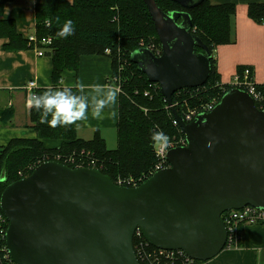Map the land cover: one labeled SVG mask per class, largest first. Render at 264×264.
Instances as JSON below:
<instances>
[{
  "label": "water",
  "instance_id": "1",
  "mask_svg": "<svg viewBox=\"0 0 264 264\" xmlns=\"http://www.w3.org/2000/svg\"><path fill=\"white\" fill-rule=\"evenodd\" d=\"M186 9L204 0H171ZM161 54H131L172 106L180 90L203 87L212 53L193 31L188 11H165L144 0ZM200 48L201 51H197ZM187 145L171 148V166L127 187L95 167L40 163L1 195L9 221L7 246L17 264H139L133 236L140 228L153 245L182 249L199 261L226 246L222 213L264 208V109L243 89L226 91L209 112L186 123L172 107Z\"/></svg>",
  "mask_w": 264,
  "mask_h": 264
},
{
  "label": "trees",
  "instance_id": "2",
  "mask_svg": "<svg viewBox=\"0 0 264 264\" xmlns=\"http://www.w3.org/2000/svg\"><path fill=\"white\" fill-rule=\"evenodd\" d=\"M11 1L13 0H0V38L7 39L3 44L4 50L19 51L41 46L38 42L33 45L28 36L17 30L15 19L3 17L5 5ZM156 1L165 11H188L192 17L193 31L212 53V70L208 82L203 87L185 89L181 92L182 95L176 93L173 96V101L177 103L175 112L183 115L187 105L194 107L209 101L213 96H222L233 88L231 83L222 82L213 52L217 46L232 42L231 22L236 5H214L209 0H204L199 6L186 9L171 0ZM34 10L33 33L38 40L51 38L45 52V55L52 58L51 88H64V74H77L82 56L107 55L111 58L110 78L118 76L121 81L118 143L116 148H108L106 140L98 130L91 139H83L77 134L75 122L52 127L47 121L42 122V110L30 108V120L40 137L15 138L6 145H0V172L7 176V181L0 187V195L8 184L22 178L19 174L21 170H26L31 165L36 167L40 160L69 155L85 161L82 163L84 167L99 169L116 184L122 181L127 185V181L132 179L138 181V186L141 185L152 175L151 172L158 162L155 144L165 137L173 138L184 134L180 126L174 124L175 116L172 108H167L168 102L162 95L159 84L149 81L131 60L132 52L140 47L151 49L154 44L157 49L162 50L144 0H42L35 4ZM248 15L256 22H264V3H251ZM68 20L73 22L74 34L66 39L58 37V30ZM197 51L201 49L197 48ZM238 72L242 74L244 70L240 68ZM257 86L264 91V84L257 83ZM71 88L74 94L81 95L77 87ZM47 89L39 88L37 95ZM51 118L49 114L47 120L50 121ZM154 131L162 132L164 136L153 140ZM44 139L60 140L61 144L58 147H46ZM83 150L84 153L81 154ZM59 162L77 167L63 159ZM33 169H29L27 174H31Z\"/></svg>",
  "mask_w": 264,
  "mask_h": 264
},
{
  "label": "crops",
  "instance_id": "3",
  "mask_svg": "<svg viewBox=\"0 0 264 264\" xmlns=\"http://www.w3.org/2000/svg\"><path fill=\"white\" fill-rule=\"evenodd\" d=\"M41 1L8 2L3 17L15 19L17 30L24 36H29L35 28V4ZM209 1L214 5H236L231 22L232 42L217 46L213 52L222 82H233L237 75H241L238 72L240 68H249L254 80L258 84H264V22H256L248 15L251 3H264V0ZM6 41L7 39L0 38V145H6L15 138L40 137L30 120V108L27 106L30 94L25 84L34 79L39 88H50L53 85L51 56H39L33 48L7 51L3 48ZM111 75L112 61L107 55H84L77 74H64L63 87L82 84L84 92L81 95L89 97L86 117L75 121L77 134L83 139H91L98 130L107 143V134L117 133L119 92L115 103L106 105L101 117L95 118L92 115L91 97L104 98L105 93H93L88 87L100 84L106 88L118 89L110 82ZM43 142L46 147H58L61 144L60 140L52 139H44ZM197 264H264V224L245 225L239 247H226L217 256Z\"/></svg>",
  "mask_w": 264,
  "mask_h": 264
},
{
  "label": "built area",
  "instance_id": "4",
  "mask_svg": "<svg viewBox=\"0 0 264 264\" xmlns=\"http://www.w3.org/2000/svg\"><path fill=\"white\" fill-rule=\"evenodd\" d=\"M49 25V22L47 21ZM195 30V28H194ZM29 40L32 41L33 45L34 42H38L39 45L33 46V49L39 56L45 55L46 52V45L51 43V38H42L38 40L34 33L28 36ZM152 50L155 54L160 55L161 50L157 49L154 44L152 45ZM110 52V50H107ZM110 82H112L117 88L121 89L120 78L113 77L110 78ZM233 88H240L246 90L251 97L253 98L255 105L259 109H264V91L260 90L257 86V82L254 80L251 71L249 68H246L241 75H237L235 80L231 82ZM26 90L31 95H37L38 82L37 80H29L25 84ZM200 88V87H199ZM189 89V88H187ZM190 89H197V88H190ZM185 90V89H184ZM183 90L178 91L179 94ZM222 96L216 95L213 96L209 101L200 103L194 107H189L187 105L186 110L183 112V115H180L186 123H190L199 113L201 112H209L213 110V108L218 104ZM176 102L173 101L172 106L167 105V108H174L176 106ZM174 124L179 125V121L175 118ZM180 126V125H179ZM181 128V127H180ZM181 131L183 132L182 128ZM184 133V132H183ZM187 145V140L185 133L182 135L174 136L173 138L165 137L161 141L155 144V154L158 158V162L153 168L151 174L153 175L155 172L169 168L171 166L170 162L167 160L166 155L167 152L176 146H183ZM84 153V150L81 154ZM63 159L65 162L72 163L76 161V158L73 155L66 156L64 158H60V156L55 157L56 160L59 161ZM50 160H40L38 164ZM38 166V165H37ZM77 167H84L82 163H77ZM90 167V166H88ZM35 169L34 165H31L26 170H21L19 172L22 178L28 176L27 171L29 169ZM33 169V170H34ZM26 171V172H25ZM151 175V176H152ZM150 176V177H151ZM7 181V176L5 173L0 172V187ZM127 185L125 182L119 181L118 185L127 186L133 185V187L138 186V181H134L132 179L127 181ZM124 184V185H123ZM0 203H1V195H0ZM1 207V206H0ZM221 218L225 224L227 229V241L225 247H239L241 244V240L243 237V227L247 224H254L260 225L264 224V208H258L252 205H246L241 209H231L222 213ZM9 221L5 217L4 213H0V264H17L11 257L8 246H7V229H8ZM133 248L135 255L139 261V264H197V260L193 257L189 256L184 250L182 249H167L161 248L153 245L149 242L146 237L144 236L143 232L140 228H137L134 236H133Z\"/></svg>",
  "mask_w": 264,
  "mask_h": 264
},
{
  "label": "clouds",
  "instance_id": "5",
  "mask_svg": "<svg viewBox=\"0 0 264 264\" xmlns=\"http://www.w3.org/2000/svg\"><path fill=\"white\" fill-rule=\"evenodd\" d=\"M74 31L73 22L68 20L58 30L56 35L66 39L73 35ZM76 87L81 93L84 92V85L78 84ZM88 87L93 93H105L104 98L91 97L92 115L95 118H100L103 108L110 103H115L119 89L106 88V86L100 84H93ZM27 106L29 108L34 107L38 111L42 110V122L47 121L52 127L70 125L86 117L89 107V97L74 94L71 87L56 89L50 87L40 95H31L27 100ZM49 114L52 117L50 121L47 120ZM163 136L164 133L159 131H154L152 134L153 140H157Z\"/></svg>",
  "mask_w": 264,
  "mask_h": 264
},
{
  "label": "rangeland",
  "instance_id": "6",
  "mask_svg": "<svg viewBox=\"0 0 264 264\" xmlns=\"http://www.w3.org/2000/svg\"><path fill=\"white\" fill-rule=\"evenodd\" d=\"M166 5V4H165ZM108 136L107 138V146L110 149H114L117 147V143H118V139H117V133L115 134H107ZM76 158V161L72 162L71 164H75L77 165V163H84L85 161H80L76 156H74Z\"/></svg>",
  "mask_w": 264,
  "mask_h": 264
}]
</instances>
